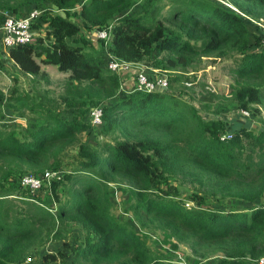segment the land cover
Returning <instances> with one entry per match:
<instances>
[{
	"label": "trees",
	"instance_id": "1",
	"mask_svg": "<svg viewBox=\"0 0 264 264\" xmlns=\"http://www.w3.org/2000/svg\"><path fill=\"white\" fill-rule=\"evenodd\" d=\"M133 2L137 10L122 13ZM226 2L264 22V0ZM31 6L40 11L36 26L45 23V36L9 48L8 56L31 73L32 57L68 73L64 95L86 118L63 119L39 101L29 107L39 110L20 135L0 127V264H20L28 253L38 264L67 258V264H186L148 248L112 213L108 185L125 188V211L137 226L166 233L171 247L184 245L193 261L257 264L264 257V48L258 27L214 0H0V24L5 13L21 17ZM108 27L110 38L96 40L98 47L106 45L105 53L136 67L153 49L163 53L154 65L160 69L184 70L195 57L230 59L229 104L254 117L257 131L249 117L230 130L221 118L201 117L216 99L204 88L197 107L166 90L123 91L118 73L105 66L107 54L86 36ZM94 106L102 111L99 126L88 121ZM91 126L107 139L96 146L82 140ZM222 133L231 137L219 140ZM69 152L72 169L48 184L54 191L66 183V197L52 212L22 190L19 179L59 175ZM179 186L188 189L192 204L178 198ZM234 202L238 208L224 207ZM68 227L74 228L71 242L63 238ZM43 241H58V250L31 254Z\"/></svg>",
	"mask_w": 264,
	"mask_h": 264
},
{
	"label": "rangeland",
	"instance_id": "2",
	"mask_svg": "<svg viewBox=\"0 0 264 264\" xmlns=\"http://www.w3.org/2000/svg\"><path fill=\"white\" fill-rule=\"evenodd\" d=\"M138 1L140 2V0ZM138 5V2H133L130 7L122 13L133 14L137 10ZM165 11L166 7L163 8L162 12ZM92 34V29L86 32V36L91 37L90 39L92 42H98L94 40ZM98 46L99 45H97L96 49L104 51L105 54L106 45H103L102 48ZM162 55V52L153 49L148 60L139 63V65L149 71L154 69L155 71L151 72V75L155 74L165 77L167 86L164 90H166V92H172L183 99L190 100L191 103L197 107V99L200 96L206 97L205 92L202 90V88H204V90H209L210 92L215 93L216 99H211L210 103L213 104L215 102L214 105L209 111H202L200 113L201 117L206 119L221 118L226 123L225 130H230V127H232L234 123L243 120V115L240 113L241 110L234 108V106L230 105L228 101L229 86L232 84L230 76V67L232 63L230 59L225 57H195L184 70H171L154 67V65L160 64L159 61L161 60ZM31 62L33 67L36 68L35 73L25 70V67L19 62L9 57L8 49H3L0 53V92L3 94L2 99H0V127H9L18 135H20L23 128L26 127V124L30 122L28 118L35 115V112L39 110L38 107H34L32 111H29V107H32L33 104H37L39 101L50 106L54 111L58 112L63 119L79 116L78 114L80 112L74 105L70 104L64 95V82L68 73L59 72L54 65L41 64L38 59L34 57L31 58ZM131 68L133 69L130 77L134 81L135 75L133 70L137 68L136 65H131ZM173 76H180V79L177 81L170 80ZM185 80L189 81H186L188 84L185 83ZM164 90L160 91L164 92ZM115 98L117 97L115 96ZM106 104H108V102H106ZM84 114L85 112L81 114L79 118L85 119L86 116ZM246 117H249L250 128L257 131L258 122L256 119L250 115ZM261 117L264 120V110L261 111ZM237 118H239V120H237ZM97 129V127L95 128L91 126L87 131L81 133V139L89 143H94L95 146L102 140L107 139L102 136L101 132H98ZM71 155L72 152H69L65 157L64 162L62 163L63 165L60 167L62 168L59 172L60 174L51 178L50 184L53 180L61 178L62 174H67V171L72 169L74 162ZM48 184H43L39 192L30 193H34V196L53 212L54 208H57L58 204L62 203L66 197V183L57 185L54 188V191L51 190L49 186L50 184ZM108 188L113 202L112 213L118 219L129 225L148 248L158 251L166 259L176 260L186 264H200L192 260L194 257L184 245L177 244L175 248L171 247L174 241L166 233L159 230L144 231L137 226L129 213L125 211L128 199L124 187L118 188L115 185H108ZM179 189L182 191L179 192L178 198H181L184 202L187 201L189 205L192 204L187 200L189 196L187 194L188 189L184 186H179ZM27 193L29 194V192ZM54 196L57 197V199H55ZM209 204L210 203H206L202 206L209 207ZM237 205L238 202H234V204H226L224 207L238 208ZM215 208L219 207L215 206ZM73 229L74 228L71 227L65 229L63 236L65 240L71 242L75 239ZM77 235L79 234L77 233ZM58 248V241H43V243L38 244V247L34 248L30 253L33 255H36L38 252L53 253L58 250ZM28 254L27 256H30L34 262L38 261V258H34ZM67 262L68 258L63 263L57 261L52 264H67ZM20 264H24V261ZM201 264H207V262H201Z\"/></svg>",
	"mask_w": 264,
	"mask_h": 264
},
{
	"label": "built area",
	"instance_id": "3",
	"mask_svg": "<svg viewBox=\"0 0 264 264\" xmlns=\"http://www.w3.org/2000/svg\"><path fill=\"white\" fill-rule=\"evenodd\" d=\"M226 7L232 8L226 0H214ZM234 9V8H232ZM235 10V9H234ZM246 21H250L258 27L259 31L263 34L261 37V46L264 48V22L261 19H253L241 12L235 10ZM40 11L37 9L29 10L25 15L21 17H15L11 14L5 13L3 22L0 24V49H9L19 44L33 43L37 38H42L46 33L45 23H40L36 26V21L39 18ZM93 37L95 40H103L104 43L110 38V29L95 30L93 31ZM107 54V53H106ZM105 66L112 72L119 73L121 71L132 70L131 64L123 61H119L113 58L110 54H107V60H105ZM137 69L133 70L135 80L133 81L132 91L147 92L155 90H164L167 86L165 77L160 75H148V69L143 66L137 65ZM151 69L150 72H154ZM156 73V72H155ZM186 83V82H185ZM188 84V83H186ZM243 116H248L246 111H240ZM101 108L94 106L89 109L88 121L92 126H99L101 124ZM231 137L230 133H222L219 135V140H226ZM58 176V172L45 171L41 174H23L19 179V187L29 192H36L42 188L43 184H48L51 178ZM24 264H38L32 262L31 257L24 259ZM52 264V263H45ZM257 264H264V257H261Z\"/></svg>",
	"mask_w": 264,
	"mask_h": 264
},
{
	"label": "crops",
	"instance_id": "4",
	"mask_svg": "<svg viewBox=\"0 0 264 264\" xmlns=\"http://www.w3.org/2000/svg\"><path fill=\"white\" fill-rule=\"evenodd\" d=\"M33 8V6H31L30 8H29V10H31ZM28 10V11H29ZM25 11V10H24ZM95 40V39H94ZM96 41V40H95ZM93 43V45L95 46V48L97 47V42L95 43V42H92ZM104 52V51H103ZM106 54V53H105ZM131 71L132 70H128V71H121V72H119L118 73V76H119V79H120V84H121V88H122V90L123 91H132V89H133V80L131 79V77H130V75H131ZM147 74L148 75H151V72L148 70L147 71ZM123 86V87H122ZM124 88H125V90H124ZM158 91H160V90H158ZM243 117V119H245L246 118V116H242ZM252 123H254V122H252ZM251 127H252V125H251Z\"/></svg>",
	"mask_w": 264,
	"mask_h": 264
},
{
	"label": "clouds",
	"instance_id": "5",
	"mask_svg": "<svg viewBox=\"0 0 264 264\" xmlns=\"http://www.w3.org/2000/svg\"><path fill=\"white\" fill-rule=\"evenodd\" d=\"M229 5H230V4H229ZM230 6H231V5H230ZM231 7H232V6H231ZM232 8H233V7H232ZM232 8H231V9H232ZM233 10H234V9H233ZM235 10H236V9H235Z\"/></svg>",
	"mask_w": 264,
	"mask_h": 264
}]
</instances>
